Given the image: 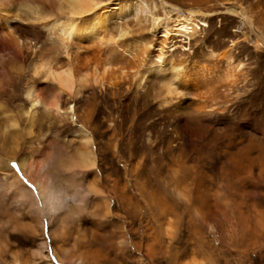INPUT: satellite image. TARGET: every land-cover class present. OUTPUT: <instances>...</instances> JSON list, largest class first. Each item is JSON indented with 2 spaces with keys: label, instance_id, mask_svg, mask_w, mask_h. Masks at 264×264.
I'll return each mask as SVG.
<instances>
[{
  "label": "rangeland",
  "instance_id": "obj_1",
  "mask_svg": "<svg viewBox=\"0 0 264 264\" xmlns=\"http://www.w3.org/2000/svg\"><path fill=\"white\" fill-rule=\"evenodd\" d=\"M40 1L43 9L0 2L14 16L4 29L0 21V264H264V0H166L200 8L208 25L165 47L133 16L111 19L102 44L67 43L51 22L34 20L37 10L58 12L56 0ZM233 6L254 30L240 32ZM159 54L182 68L161 70ZM69 60L100 75L105 66L117 86L82 83L60 93L61 110L40 103L28 135V86L46 102L58 92L33 67ZM11 116L19 127L8 126ZM89 149L96 166H81ZM42 176L65 199L51 216L35 185Z\"/></svg>",
  "mask_w": 264,
  "mask_h": 264
},
{
  "label": "bare ground",
  "instance_id": "obj_2",
  "mask_svg": "<svg viewBox=\"0 0 264 264\" xmlns=\"http://www.w3.org/2000/svg\"><path fill=\"white\" fill-rule=\"evenodd\" d=\"M44 1L46 2V0ZM49 1L51 3L52 1L54 2V0H49ZM0 2H3V0H0ZM38 2L41 1L39 0ZM35 4L36 1L34 0V5ZM53 4L54 5L58 4V5H56L57 7L56 6L54 7ZM53 4H50L51 7L53 6L54 9H58L57 10L58 12L44 13L37 10L36 13L37 16L34 20L35 21L39 20L43 22L45 21V23L42 24H44L46 27L51 22L52 30H54L55 33L58 32L56 35L61 37V39L64 41L67 40L66 41L67 43L68 40L93 42L98 39L99 42L102 44L103 39L101 38L100 34H103L106 31L109 21L111 19L118 17L124 18V17L133 16L139 25L144 24L142 26L143 29L145 28L151 34L154 35L161 34L160 37H162V39L160 40V42L164 44L163 47H165V45L169 40H173V36L176 34H182L187 38H191L198 32V29H201L203 26L205 27L208 25V22L205 19H203V17L206 14L200 8L192 7L181 11L179 6L172 4L166 0H112L111 2H109V4L103 3L101 0H56ZM35 6L31 8L35 9V8H39V6L40 8H42V2L41 4L39 3L37 5L38 7ZM45 6L49 8V6H47L46 4ZM102 7H105V11L99 12V10ZM53 8L50 9H52L53 11ZM227 11L233 14H237L241 17L240 19L241 24L239 25L240 32L246 33L244 32V30L247 29V26L252 27L254 30L253 27L254 24L252 18L247 13V11L244 10V8L233 6V7H228ZM89 12H92V16L89 19H86L84 21L81 20L79 22L78 18L81 17L82 15H85V13L87 14ZM15 15L19 16L17 13ZM12 17L14 16L12 15L10 8H7L6 6L4 7L0 6V21H1L2 29H4V27L8 25L7 23L10 22V19ZM47 18L52 19V21L48 22ZM128 32H129L128 29L123 28L121 29L120 36L126 35ZM9 34H10V38L13 40L15 37L13 36L12 38L11 33ZM141 36H142L141 44L144 46L141 47V49L144 50L146 48V50H148L147 48L151 47L152 45L148 43L147 38H144L143 34ZM251 36H253V34ZM258 36L255 37L258 38ZM5 39H7V37ZM251 40H253V38ZM238 41L239 39L234 40L231 46H234ZM253 41L256 43L257 40L255 41L254 39ZM230 50L231 49H228V51L221 53V56L223 58L227 57L228 52ZM145 53L146 51H144V54ZM17 55L21 56L19 52L17 53ZM156 57H157L156 62L157 61L159 62L160 64L159 66L161 70L168 65H170L174 69L182 68L180 64L176 65V64H172L171 62L168 63L164 62L163 55L161 54L157 55ZM75 61L78 62L79 60L75 58ZM238 66H242V64H238ZM151 68H153L152 65ZM102 70H103L102 75L97 73L96 68L90 71H83V69L80 66H77L76 63L73 62L72 60L71 61L69 60L66 64H62L59 70L55 69L54 71L53 68L52 70L49 67L46 69V65L45 67L42 64L35 65L33 67V72H34L33 74L38 75L42 73V77H44L45 79L51 77V79L53 78L54 80H56L58 84V92L55 96H53L50 102H46L42 99L41 93L38 89H36V84H34V82L28 86L27 95L32 98V103L29 110H26L23 113V114H27L28 116V125H29L27 129L28 135H31L33 133L32 127H33V123L35 122L36 114L38 111V105L40 103L44 104L47 107H52V108L55 107V109L61 110V108H63L61 106V101H62L60 96L61 92L69 91L71 93L74 91L75 93H77L79 88L82 86L81 84L89 83V81H93L97 84L99 83L102 86H106V85L117 86L112 81L111 76H105V71H106L105 66L103 67ZM180 84H182L180 88L183 87L182 89H186L187 87H189V80L181 79ZM167 88H168L167 89L168 92L171 93L172 95L174 94V96L179 95L181 92L179 91V89H177L178 87H176L173 83L167 84ZM0 107H4V106L0 105ZM7 116L9 117V115ZM12 117L13 116H11V118ZM18 125L19 123L16 118H12L10 120V123L8 124L9 127H16V128ZM82 135H83V141L86 145L92 144V138L89 132L88 133L86 131L83 132L82 130ZM80 157L81 158L79 160V163L81 164V166H87V167L96 166V157L90 149L86 150L85 152H82L80 154ZM30 158L31 157L27 155L25 158H23L21 162V167L26 171V173L27 172L30 173V171L34 167V163L30 162ZM13 181L15 183L21 182L16 175L13 176ZM35 185L38 189V196L42 205V209L47 211L45 215L51 216L63 207L65 203V199L60 198L59 192H56L54 190L55 187L53 188V185L48 181L47 178H45V176L44 177L42 176L39 179H37L35 181Z\"/></svg>",
  "mask_w": 264,
  "mask_h": 264
},
{
  "label": "snow or ice",
  "instance_id": "obj_3",
  "mask_svg": "<svg viewBox=\"0 0 264 264\" xmlns=\"http://www.w3.org/2000/svg\"><path fill=\"white\" fill-rule=\"evenodd\" d=\"M106 7V6H105ZM105 7H102L100 10H99V12H104L105 11ZM73 119H75V118H73ZM77 127H80L79 125H77ZM14 169H16L17 171H19V167H18V165H16V164H12L11 165Z\"/></svg>",
  "mask_w": 264,
  "mask_h": 264
}]
</instances>
